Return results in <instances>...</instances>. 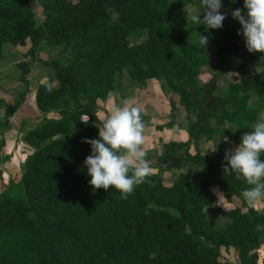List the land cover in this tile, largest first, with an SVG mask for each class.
<instances>
[{"label": "trees", "instance_id": "1", "mask_svg": "<svg viewBox=\"0 0 264 264\" xmlns=\"http://www.w3.org/2000/svg\"><path fill=\"white\" fill-rule=\"evenodd\" d=\"M222 5L223 27L205 31L187 13L189 6L202 13L200 0H0V58L13 49L28 59L15 64L27 87L32 64L48 65L53 77L35 85L34 103L41 115H59L20 127L23 142L34 149L18 183L9 179L0 193V264H261L264 212L244 202L240 194L248 185L223 170L224 156L198 146L215 136L239 144L257 120L248 98L264 105V67L229 83L225 95L214 94L216 78L230 70L227 60L245 45L239 23L229 16L243 0ZM199 34L208 37L218 67L202 87L201 68L214 58ZM46 50L56 55L49 62L39 59ZM260 58L253 53L247 63ZM152 79L161 81L171 113L176 102L170 95L177 97L189 122L187 140L161 137L151 165L157 172L127 199L114 188L93 189L84 167L91 147L82 140L98 136V103L120 89L125 93L126 83L132 91ZM28 90L6 107L1 127L9 126ZM175 124L171 116L159 127ZM186 164L196 172L184 171ZM165 171L177 172L170 183ZM213 189L228 203L241 199L242 207L217 208ZM212 210L222 224L212 221Z\"/></svg>", "mask_w": 264, "mask_h": 264}, {"label": "rangeland", "instance_id": "2", "mask_svg": "<svg viewBox=\"0 0 264 264\" xmlns=\"http://www.w3.org/2000/svg\"><path fill=\"white\" fill-rule=\"evenodd\" d=\"M187 13L190 17L194 13V7H187ZM229 16L231 17V14H229ZM239 46L241 49L240 52L231 55L227 60L230 65L229 72L223 77L216 78L217 80L215 79L216 89L214 94L218 96L225 95L229 83L238 82L240 81L241 77L243 78L248 75V73H253L254 71H260L261 67H264V53L261 54L260 60L258 59L247 63V59L253 53L248 52L245 45L240 44ZM21 50L22 52L24 51V49ZM204 50L209 54L211 59L214 58V62L211 61L208 66L201 68V73L197 80L201 87L212 80V73L217 72L218 68L212 45L207 44L204 47ZM7 51L8 52L5 54V56L3 54V56L0 58V140L2 139V142H4L3 149H0V160L1 158L7 159L6 163L0 162V193L3 192L8 186L9 179H12L15 184L18 183L21 176L20 169L23 166L27 156L30 155L34 149L30 146H27L22 140L23 134L20 131L22 124L26 123L28 128H31L41 123L44 117L48 119L59 118V115L54 112L41 115L37 111L34 103L35 85L42 84L46 80L52 79L53 70L48 65H43L38 61L34 62L32 64L30 73L25 78L29 82V87H27L20 80V71L17 70L15 64L22 60L27 61L28 59L22 58L21 55L17 57L18 55L13 49ZM18 53L22 54L21 52ZM55 56L56 55L54 52L46 50L45 52L39 54V59H41L43 62H49L51 59H54ZM54 84L56 85V82ZM161 85V81L152 79L146 82V86H144L143 89L133 88L131 91L129 85L126 83L123 86L125 93H122L121 89L116 92H112L105 101H100L98 103L97 110L98 119L103 121L113 106L122 105L123 101H130L133 106L140 110L141 115L147 117V119L144 120V123L148 122V126L150 128L145 130L143 148L147 153L146 158L150 162V165L155 163L156 152H159L161 149V137H165V142H168L169 139H180V141L182 140L185 142L188 138L187 128L189 122L187 123L186 118H184V110L180 108V105L177 102V97L175 95H170V97L176 102V104H174L175 110L171 113L172 105L170 104L168 97L163 95ZM26 88L29 89L28 93L26 94L25 99L19 105L16 114L9 118V126L1 127L6 107L12 106L19 99V93L22 92V90L24 91ZM247 103L249 107L254 109V111L257 113L258 120L259 115L264 113L263 103L259 99L257 100L255 97H249ZM171 116L174 118L176 123L179 124V126L175 124L170 130H161V125L167 120H170ZM214 125V121H212V126ZM232 129L233 132H235V129ZM169 133H172L173 136ZM235 142L232 139H226L221 143L219 137L217 136H215V140H206L203 137L198 142V146L205 152H209L211 154L218 153L221 154V156H224L227 149L238 145V143L236 144ZM219 144L220 146L223 145V148L225 147L224 151L218 149ZM190 152L194 153V150L190 149ZM194 168L195 166L192 164L183 165L184 171L194 170L196 172ZM152 169V173L157 172L153 167ZM175 174H177V172L170 173L165 171L163 173L164 181L170 183L171 179H174L176 176ZM212 192L217 198V208L223 211H230L233 208L242 207L241 199L235 197L232 203H228L218 189H213ZM253 207L259 212H264V201L257 203ZM243 210L245 211V209ZM210 217L212 218V221H218L219 224L223 223V217L218 211L212 210ZM232 258L233 255L232 257L228 258L229 261H234ZM260 263L264 264V240L261 244Z\"/></svg>", "mask_w": 264, "mask_h": 264}, {"label": "clouds", "instance_id": "3", "mask_svg": "<svg viewBox=\"0 0 264 264\" xmlns=\"http://www.w3.org/2000/svg\"><path fill=\"white\" fill-rule=\"evenodd\" d=\"M234 2V0H233ZM222 0H200L201 12L188 19L197 25H204L205 31L221 29L227 13H222ZM232 19L240 25L237 35H242L250 53H264V0H243V8L231 11ZM200 45L205 47L208 37L199 34ZM51 88H49V91ZM145 123L140 110L130 101L113 106L98 128L95 139H84L91 154L84 160V167L90 177L89 185L97 190L116 189L121 199H127L135 187L145 181L153 169L146 158L144 145ZM225 140L227 138H224ZM264 113L259 115L251 131L240 137L235 147L225 151L224 171L235 174L248 187L241 197L250 207L264 201ZM155 251L149 259H156Z\"/></svg>", "mask_w": 264, "mask_h": 264}, {"label": "crops", "instance_id": "4", "mask_svg": "<svg viewBox=\"0 0 264 264\" xmlns=\"http://www.w3.org/2000/svg\"><path fill=\"white\" fill-rule=\"evenodd\" d=\"M154 124V123H153ZM169 134H171L172 135V133H169ZM173 136V135H172ZM171 140H174V139H171Z\"/></svg>", "mask_w": 264, "mask_h": 264}]
</instances>
